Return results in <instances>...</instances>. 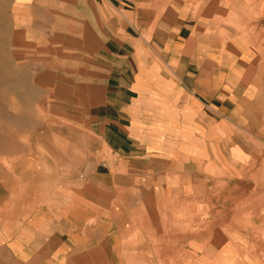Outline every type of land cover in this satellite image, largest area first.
I'll list each match as a JSON object with an SVG mask.
<instances>
[{
	"label": "crops",
	"instance_id": "crops-1",
	"mask_svg": "<svg viewBox=\"0 0 264 264\" xmlns=\"http://www.w3.org/2000/svg\"><path fill=\"white\" fill-rule=\"evenodd\" d=\"M71 1L58 14L79 48L66 54L83 91L102 84L85 134L100 161L76 154L88 167L69 205L26 196L40 205L8 216L0 264H247L208 244V189L238 187L256 155L264 83L248 78L264 76V0Z\"/></svg>",
	"mask_w": 264,
	"mask_h": 264
},
{
	"label": "rangeland",
	"instance_id": "rangeland-1",
	"mask_svg": "<svg viewBox=\"0 0 264 264\" xmlns=\"http://www.w3.org/2000/svg\"><path fill=\"white\" fill-rule=\"evenodd\" d=\"M71 3L0 0V231L7 227L11 213L37 209L39 203H23L32 193L48 192L52 201L66 196L61 207L69 205L67 199H74L68 192L72 173L75 171L77 179L82 172L79 164L88 167L81 160L77 163L76 154L98 161L87 147L98 153L100 141L85 134L90 131L89 104L103 98L102 84L97 75L96 91H83L87 76L82 75V65L77 62L79 68L72 67L71 56L66 54L79 48L74 43L79 37L72 27L65 28L67 17L58 14L71 15ZM260 11L259 6L252 11L251 22L261 19L256 14ZM76 71L81 75H75ZM255 77L264 83V76L251 75L248 84ZM263 129L256 131V155L245 173L247 178L238 187L231 181L208 189V244H223L219 253L232 261L239 257L247 264H264ZM58 168L63 171L57 172ZM196 221L193 219V231L200 229V221ZM215 249L209 250V259Z\"/></svg>",
	"mask_w": 264,
	"mask_h": 264
}]
</instances>
